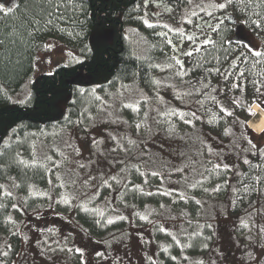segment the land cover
<instances>
[{
  "label": "rangeland",
  "instance_id": "374dc122",
  "mask_svg": "<svg viewBox=\"0 0 264 264\" xmlns=\"http://www.w3.org/2000/svg\"><path fill=\"white\" fill-rule=\"evenodd\" d=\"M76 1H72V6L81 4ZM242 4V0H188L187 6L179 9L165 0H137L129 10L128 25L124 30L125 39L134 54L139 57L163 54L167 61L174 62V67L195 66L197 58H205L206 51L213 46L222 51L223 38L228 32L235 41L230 46L234 53L226 64L219 65L216 75L218 99L212 112L218 114L216 119L223 117L237 122L229 115L235 112L246 120L243 142H249L251 147L244 150L240 143L231 145L234 158L225 163L220 161L223 156L204 155L206 141L202 134L196 133L191 142L183 139L184 134L178 131L180 126L173 120L179 118L175 112L171 122L162 117L161 120L159 116L163 109L179 107L176 87L161 91L165 98L160 109L155 104L146 110L141 103L145 95L136 92L134 86H126L125 90L114 87L100 91L91 105L89 123L57 129L45 140L33 138V160L45 168L48 179L45 185L33 188L41 189L35 208L19 207L22 212L14 225L21 234L19 243L0 236V264H50L47 247L54 243L57 248L66 245L73 251H80L82 264H168L165 254L160 252L165 250L169 253L173 240L178 241L187 233L186 230L201 228L197 226L200 219L197 211L190 210V197L205 193L221 197L205 194L193 199L194 205L200 206L199 214L204 219L201 232L204 230L210 234L211 242L207 249L211 255L181 253L175 264H264L263 160L261 153L253 156L256 150L263 149L264 131L258 134L250 128L249 121L253 116L248 114L249 110L254 113L253 101H264L260 94L264 91L263 76L251 79L249 74L255 65L264 61V16L254 17L248 6ZM70 12L72 14L67 15L58 11L59 15L44 27V32L39 33L41 41H35L37 72L52 70L59 63L84 60L76 41L88 31V24L84 18L77 20L76 11ZM257 24L260 28L256 27ZM112 38L113 32L107 30L92 35L90 41L99 43ZM189 52L193 55L188 56ZM253 53L259 55L256 57ZM157 64L162 66V63ZM93 100L94 97H87L88 108ZM127 103L134 111L130 123L136 136L131 135L130 126L123 118L122 109ZM156 121L173 124L169 125L175 130L171 134L173 137L167 138L170 140L159 137ZM239 125V129L244 127ZM211 146L222 147L217 142ZM125 150H129L133 161L146 156L152 158L142 168L145 175L162 167V177L157 178L160 179L158 184L162 185L159 186L164 187L161 190L165 200L160 205L147 201L144 204L148 206L139 210L133 204H124L126 199L121 192L125 179L120 174L123 168L119 160L124 159L122 156L127 157ZM231 153L228 152L227 156ZM249 156L252 164L241 177L238 170L243 159H249ZM111 165L116 172L111 173ZM252 170L259 172L254 175ZM150 173L155 175L154 171ZM110 177L114 189L107 192V185L100 189ZM196 183V188L187 189L186 185L192 187ZM73 189L74 194L69 196ZM142 190L139 199L149 195L144 190L155 192L157 186ZM170 191H173L171 197ZM177 194L179 196L175 197ZM73 195L87 204H91L94 195L99 197L94 203L106 218L110 228L107 235L93 236L76 220L70 209L73 207L71 200L68 202ZM173 199L184 201L177 205ZM113 207L118 210L111 214ZM122 221H126L124 225ZM158 231H162L164 236H159Z\"/></svg>",
  "mask_w": 264,
  "mask_h": 264
},
{
  "label": "trees",
  "instance_id": "16d2710c",
  "mask_svg": "<svg viewBox=\"0 0 264 264\" xmlns=\"http://www.w3.org/2000/svg\"><path fill=\"white\" fill-rule=\"evenodd\" d=\"M20 1V7L16 13L0 15V236L3 239H12L15 243H19L21 234L14 229L18 215L22 212L19 207L24 206L27 210L35 208L40 200L38 192L41 189L33 188L45 185L48 179L45 168L33 160V138L39 137L45 140L51 137L57 129L70 128L74 125L81 127L89 123L91 105L95 103V96H99L100 91L114 87L117 89L121 87L119 90H125L126 86H134L133 89L136 92H142L145 95L141 103L146 110V107L155 106V104L160 109V103L165 98L161 91L176 87L175 96L180 102L179 107L163 109L159 112V116L160 119L162 117L171 122L175 112L179 118L173 120H176L180 126L178 131L184 134L183 139L191 142L196 138V133L202 134L206 141L203 147L204 155H208L207 157L213 155L215 158L223 156L224 159L220 158V161L225 163H230L229 158H234L230 150L231 145L240 143L244 150L251 147L248 146L249 142H243V134L247 128L246 120H242L235 112L231 114V117L237 122L223 117L216 119L218 114L212 112L214 103L218 99L216 75L219 72V65L223 62L226 64L228 58L234 53L230 46L235 41L228 32L223 38L222 51L213 46L212 49L206 51L205 58H197L195 66L174 67V62L167 61L163 54L137 56L126 41L124 28L128 25L127 16L137 0H77L81 4L77 3L73 6V0ZM165 1L179 9H184L188 0ZM242 3L241 6L247 5V9L254 17L264 16V0H242ZM58 11L67 15L72 14L70 11L74 13L76 11L77 20L84 18V22L88 24V31L76 41L84 55V60L75 63H59L52 70L37 72L35 41H41L40 32H44V27H47V24L59 15ZM73 16L72 18L75 19ZM240 17L244 18V15ZM107 30L113 32L112 40L91 43L92 35ZM263 62L255 65L249 72L251 79L259 76L264 78ZM157 63H162V66ZM89 96L94 97V100L88 108L87 97ZM261 102L258 101L259 104ZM131 106L129 103L124 106L123 118L130 126L131 135L136 136L135 128L133 130L130 123L134 116ZM140 118L145 117L140 116ZM239 124L244 127L239 129ZM169 125L173 126L172 123ZM169 125L163 121L155 125L160 138L173 137L171 134L175 130ZM213 142H217L222 147L214 148L211 146ZM262 148L261 151L256 150L253 156H260L261 153L260 157L263 160L261 168L264 175V146ZM228 152L231 154L227 156ZM124 154L127 157H123L121 153V158L124 159L119 160V165L123 168L120 174L125 179L124 189L121 192L124 200L126 199L124 204H133L140 210L141 207L147 205V203L144 204L147 201L159 204L165 200L161 190L164 187H160L162 185L158 184L160 179L157 178L162 177V167L150 171H154L155 175L150 172L145 175L142 168L145 163L148 165L152 158L146 156L142 159V154H140L141 160L133 161L129 150H125ZM251 158L249 156V159H243L242 166L238 170L241 177L247 171L246 168H250ZM205 161L208 160L205 159ZM115 169L111 165V173L116 172ZM252 171L254 175L259 172V170ZM114 176H116L115 173ZM110 179L112 178L105 181L100 189H104L105 185L108 187L107 192L114 189ZM155 186H157V191L144 190L149 192V195L139 199V196L143 194L142 189H155ZM186 187L194 189L197 183L192 187L188 185ZM74 192L75 189L68 193L69 196ZM172 192L169 193L170 197ZM102 194L100 190V195ZM205 194L190 197L192 206L190 210L197 211L200 217L197 220V226L201 228L186 230L187 233L182 235L178 241L172 237L174 244L168 251L169 253H165V250L160 252L165 254L164 257L168 264H175L179 254L181 256L187 253L211 255L207 249L211 242L210 234L204 230L201 232L204 219L199 214L200 206H195L193 203L194 198L204 197ZM96 196L92 197L91 204L78 201L74 195L71 199L69 197L68 202L70 203L71 200L70 205L73 207L70 209L73 210L76 220L91 235L105 236L110 232V228L101 210L94 203L99 198ZM207 196L221 198L213 193ZM173 200L177 205L184 201ZM169 207L175 209L173 206ZM112 210L110 213L114 214L118 208L113 207ZM137 214L139 215L140 211ZM125 222L122 221V225ZM158 232L159 236H164L162 231ZM49 235L48 232L47 238ZM47 249L49 250L47 259L50 260V264H82L80 251H73L66 245L57 248L55 243L50 244V248L47 247ZM40 252L42 253V249Z\"/></svg>",
  "mask_w": 264,
  "mask_h": 264
},
{
  "label": "bare ground",
  "instance_id": "6f19581e",
  "mask_svg": "<svg viewBox=\"0 0 264 264\" xmlns=\"http://www.w3.org/2000/svg\"><path fill=\"white\" fill-rule=\"evenodd\" d=\"M252 109L254 110L255 117H251L249 126L258 134H262L264 131V109L258 104H253ZM257 117L259 118L257 120Z\"/></svg>",
  "mask_w": 264,
  "mask_h": 264
},
{
  "label": "snow or ice",
  "instance_id": "6c2138e0",
  "mask_svg": "<svg viewBox=\"0 0 264 264\" xmlns=\"http://www.w3.org/2000/svg\"><path fill=\"white\" fill-rule=\"evenodd\" d=\"M3 4V0H2V2H0V5H2ZM12 10V8H11V6H9L7 9L4 7V6H0V15H6V14H8V12L9 11H11ZM150 27H151V25H150ZM256 27L257 28H260V25L259 24H257L256 25ZM169 31H171V29H169ZM203 47H206L207 45H202ZM254 55H259L258 53H253ZM187 55L188 56H192L193 55V53L192 52H189V53H187ZM241 75H242V73H241ZM262 96H264V91H262L261 93H260ZM255 101H253V104L255 105ZM260 106L261 107H264V101H262L261 102V104H260ZM248 114L250 115V116H254L255 117V113H252L250 110H249V112H248ZM229 115H231V113H229ZM259 118L257 117V120H258ZM245 227H247V225H245Z\"/></svg>",
  "mask_w": 264,
  "mask_h": 264
},
{
  "label": "flooded vegetation",
  "instance_id": "af4514ba",
  "mask_svg": "<svg viewBox=\"0 0 264 264\" xmlns=\"http://www.w3.org/2000/svg\"><path fill=\"white\" fill-rule=\"evenodd\" d=\"M0 2H2V0H0ZM20 2V0H3V4L0 6H4L6 9L11 6L12 10L8 13H16L20 7Z\"/></svg>",
  "mask_w": 264,
  "mask_h": 264
}]
</instances>
